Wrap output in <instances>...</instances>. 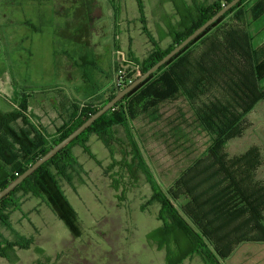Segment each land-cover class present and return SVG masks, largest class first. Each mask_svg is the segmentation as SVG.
<instances>
[{
	"label": "trees",
	"instance_id": "1",
	"mask_svg": "<svg viewBox=\"0 0 264 264\" xmlns=\"http://www.w3.org/2000/svg\"><path fill=\"white\" fill-rule=\"evenodd\" d=\"M55 1L56 13L64 16L61 36L82 41L89 31V5L94 0H68L60 6ZM230 1L174 2L180 20L169 25L172 41L167 48L154 41L143 62L135 58L140 73ZM138 5L144 22L142 0ZM113 6L118 14V5ZM263 30L264 0H240L4 196L0 224L12 228L11 213L23 196L34 195L44 197L78 234L77 212L60 180L70 182L82 171L74 154L76 146L101 164L88 143L94 134L111 154L105 172L111 187L120 191V202L141 175L150 184L152 195L141 209L159 205L161 224L147 238L165 251L166 264H180L195 254L205 264H226L241 244L264 243V183L256 179L263 164L260 147L252 145L235 156L227 149L229 142L246 133L248 114L264 102V40L255 45V37ZM144 31L152 40L146 26ZM82 58L78 67L85 62ZM134 73L117 76L107 96L82 105L72 102L55 137L32 122L27 114L28 94L15 99L17 106L0 109V189L135 80ZM195 134L202 136L198 148L192 140ZM151 140L167 141L169 152L177 158L174 173L163 176L165 180L159 181L147 159ZM16 236L10 241L0 231V257H9L14 245L27 248L33 241Z\"/></svg>",
	"mask_w": 264,
	"mask_h": 264
},
{
	"label": "rangeland",
	"instance_id": "2",
	"mask_svg": "<svg viewBox=\"0 0 264 264\" xmlns=\"http://www.w3.org/2000/svg\"><path fill=\"white\" fill-rule=\"evenodd\" d=\"M65 1L68 0L57 2L60 6L65 4ZM176 1L179 2L142 0L143 22L138 0H125L126 8L123 14L115 13L116 25L123 27L119 36L117 34L120 40L119 47L112 46L113 17L104 4L103 16L100 18L96 15L92 40L101 42L98 46L101 53L95 59L101 70L97 82L100 87L102 83L106 85L110 82V85L105 92L101 91L104 94L100 97L98 94L89 100L107 96L112 82L120 75L119 69L123 70L122 74L126 78L133 72L136 76L140 75V65L134 59L143 62L153 49L154 41L163 48L169 46L172 41L171 35L168 34L169 25H175L180 20L176 14ZM183 1L186 3L188 0ZM55 2V0H0V68L3 62L4 77L9 78L7 89H19L26 94L35 91L34 97L40 91L42 98L50 97L51 91L44 87L46 79H50V72L54 70L51 67L53 38L50 34H53L57 20L61 30L64 18L62 12L55 13ZM144 26L147 27L153 41L144 31ZM61 34L58 32V51L60 44L67 42ZM263 40L264 30L255 37V45L262 43ZM109 59L111 78L107 77ZM78 72L79 70L76 73ZM62 77L59 75L60 83L69 88L74 86L66 83ZM70 79H73L72 81L76 79L74 82H77V85L80 82L76 76ZM4 89L5 87L3 91ZM0 95H3L2 91ZM75 96L77 104L82 105L88 101L81 97L83 96L81 93H76ZM11 108V100L2 101L0 104V109ZM47 108L52 111L48 106ZM35 110L42 113L37 107ZM43 116V121L48 123L50 119ZM247 122L246 133L229 142L227 149L230 155L235 156L248 150L252 145L259 146L263 164L256 172V179L264 183V102L257 104L248 114ZM48 128L50 138L55 137L57 128L54 130L51 123H48ZM192 140L198 148L202 136L195 134ZM88 143L101 164L85 153L80 146H76L74 154L78 164L82 166V171L74 174L70 182L66 179L60 180L63 191L77 212L79 233L75 234L69 229L44 197L25 195L19 208L10 215L12 228L0 224V231L10 241L17 239L16 233L31 237L33 241L27 248L14 245L12 250H9V257H0V264H166L165 251L151 245L147 238L148 233L161 224L157 219L159 205L154 203L145 210L141 209V205L152 195L150 184L141 175L140 179L127 189L126 199L120 202L117 198L120 191L117 192L111 187L110 179L105 172V166L111 160L109 149L94 134L90 136ZM148 146L146 156L159 181L165 180L163 176L171 177L177 158L169 152L168 142L151 140ZM116 156L119 158L120 154ZM225 263L264 264V243L241 244ZM180 264L205 263L195 254Z\"/></svg>",
	"mask_w": 264,
	"mask_h": 264
},
{
	"label": "crops",
	"instance_id": "3",
	"mask_svg": "<svg viewBox=\"0 0 264 264\" xmlns=\"http://www.w3.org/2000/svg\"><path fill=\"white\" fill-rule=\"evenodd\" d=\"M94 0L89 5L90 7V15H91V22L90 27L87 35H85L82 41H68L66 44L61 43L59 46V54L57 53V36L59 32L58 27V20L57 24H55L53 29V34H50L52 39V63L51 67H53L54 70L50 72V79H46V83L44 84V87L46 89H49L51 91L50 97L42 98L39 93L34 97V93L28 94V105H29V116L31 117L32 122L37 126L41 127L44 130H46L48 133L50 132V129L48 128V123H51L53 125V129L56 130L61 124L63 123V117L67 118L70 112L69 105L72 102L77 101L76 100V93H81L83 96L82 98H86L89 100L90 98H94L96 95L100 97L103 92H105V89L109 87V84L102 83L101 87L99 85L98 78H100V68L99 65L96 63L95 59L100 55V51L98 50V46L101 44L100 41L94 42L92 40V34L94 32L93 24L96 19V17L103 16L104 14V4L108 7L109 12H111L110 15L113 17V44L112 46L119 47V34L123 31V27H118L116 25V16H115V8L113 5H118V14L121 15L125 11L126 5L125 0ZM191 0L186 1V4L190 3ZM54 11L56 13V2L54 5ZM99 11V12H98ZM98 12L97 14H95ZM177 14V12H176ZM97 15V16H96ZM120 30V31H119ZM97 31V30H96ZM95 31V32H96ZM118 34V36H117ZM130 43V41H129ZM130 47V44H128ZM83 56L82 59L85 60L84 63H82L81 67H78L77 61H81L80 56ZM111 60L109 59V69H108V76L111 78ZM4 64L1 62V68H0V91L3 92V95H0V104H2V101H8L11 100V105L17 106L16 98H24L25 92L20 91L19 89H7L6 85H9V78L4 77ZM65 70V71H64ZM79 70L78 73H76ZM66 72V74H65ZM59 75H62L63 79L66 81V83L74 84L73 87L69 88L67 85L64 86L63 83H60L59 81ZM41 76V74H40ZM79 78L80 82L77 85V82L72 81L73 79H70L72 77ZM42 78V76H41ZM43 80H45L43 78ZM68 81V82H67ZM42 86V84H39ZM103 86V87H102ZM3 87H5L3 91ZM104 90L103 92H101ZM4 92H8V94H5ZM75 93V94H74ZM39 95V96H38ZM6 96V97H5ZM9 98V99H6ZM17 98V99H18ZM48 102V103H47ZM52 109V111H49V109ZM41 109L42 113L36 112L35 108ZM3 110V109H1ZM8 110V109H6ZM5 111V110H4ZM34 112V113H33ZM48 117L50 120L48 123H45L42 119V117ZM53 115V116H52Z\"/></svg>",
	"mask_w": 264,
	"mask_h": 264
},
{
	"label": "water",
	"instance_id": "4",
	"mask_svg": "<svg viewBox=\"0 0 264 264\" xmlns=\"http://www.w3.org/2000/svg\"><path fill=\"white\" fill-rule=\"evenodd\" d=\"M240 0H231L226 5H224L220 10H218L213 16H211L207 21L196 28L190 35L178 43L174 48H172L168 53H166L160 60L150 66L145 72L141 73L133 80L129 85L119 90L114 97H112L108 102H106L102 107L98 108L93 114H91L84 122H82L77 128H75L66 137L60 140L58 143L52 145L49 150L40 156L34 163H32L26 170L14 178L5 187L0 189V200L10 193L17 185H19L25 178L32 174L38 167L49 160L58 151L69 144L73 139L80 135L84 130H86L95 120H97L102 114L108 111L114 106L122 97L134 89L137 85L147 79L151 74L156 72L164 63L181 51L186 45H188L195 37L206 30L212 23L218 20L226 11L236 5Z\"/></svg>",
	"mask_w": 264,
	"mask_h": 264
},
{
	"label": "built area",
	"instance_id": "5",
	"mask_svg": "<svg viewBox=\"0 0 264 264\" xmlns=\"http://www.w3.org/2000/svg\"><path fill=\"white\" fill-rule=\"evenodd\" d=\"M122 71H123L122 69H119V70H118V73H119V74H122Z\"/></svg>",
	"mask_w": 264,
	"mask_h": 264
}]
</instances>
